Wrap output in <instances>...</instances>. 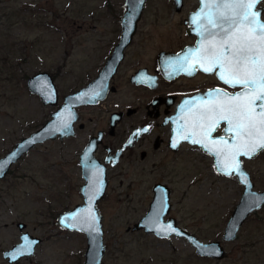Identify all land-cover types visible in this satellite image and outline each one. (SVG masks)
<instances>
[{"label": "rangeland", "instance_id": "obj_1", "mask_svg": "<svg viewBox=\"0 0 264 264\" xmlns=\"http://www.w3.org/2000/svg\"><path fill=\"white\" fill-rule=\"evenodd\" d=\"M120 0H0V156L38 128L55 109L30 92L27 78L39 70L56 73L59 100L96 74L119 35ZM166 0H151L137 34L150 48L176 46L178 17ZM160 8V9H157ZM147 41V42H144ZM81 141L49 138L26 151L0 178V264H84V232L58 222L61 211L83 202L84 182L77 163ZM152 171L120 167L110 171L104 196L105 249L100 264H264V207L240 226L235 239L222 237L243 185L236 175L219 173L211 157L180 156ZM125 164V163H123ZM254 187L264 189V150L243 161ZM171 186L170 215L203 241L219 240L222 257L199 254L185 237L161 238L132 225L152 198V184ZM25 223L20 229L18 222ZM22 231L39 236L30 255L15 261L3 251Z\"/></svg>", "mask_w": 264, "mask_h": 264}, {"label": "flooded vegetation", "instance_id": "obj_2", "mask_svg": "<svg viewBox=\"0 0 264 264\" xmlns=\"http://www.w3.org/2000/svg\"><path fill=\"white\" fill-rule=\"evenodd\" d=\"M150 1H143L134 33L123 49L115 71L108 80V88L104 96L96 102L74 106L77 118L73 121V133L64 137H55L59 140L74 138L81 141L80 145L78 143L79 149L76 159L80 169L82 168L81 154L90 146L93 149L92 157L99 166H104L107 172L108 183L111 177L110 171L114 168L120 167L121 170H125L131 167L152 171L166 167L169 161L176 163L175 161L180 156L196 153L211 157L215 165V157L199 145L180 140L176 148L171 147L172 138L175 135L173 130L178 127V124L173 123V121L180 114L179 110L186 99L202 95L215 88L223 89L229 93L239 90L223 84L218 80L215 73L208 74L202 70H197L193 75L173 72L172 65L177 59H161L162 52L176 53L188 45H191L192 48L196 47L200 37L197 35L195 25L191 22V17L201 8V0H166L167 5L163 10L169 8V14L172 17L179 15L176 19H178V27L181 29V38L176 46L160 45L152 50L150 42L146 46L137 44V34L140 32V25L149 9ZM119 6L118 21L120 27L117 41L109 54L102 57L101 62L96 66V74L77 89L95 78L112 54L120 38L121 18L126 9V0H120ZM257 8L264 9V0L257 5ZM261 18L264 20V15ZM50 73L57 90H59L56 73ZM139 73L141 74L139 75ZM147 77L152 79L147 80ZM65 94L61 96L62 101ZM59 97L58 92V100ZM57 102L56 105L52 104L55 105V109L52 111H55L61 104L58 105ZM225 126L222 123L213 133V136L223 135ZM144 128H147L148 131L133 135L137 130ZM241 158L242 161L247 159L246 157ZM215 169L217 170L216 167ZM169 187L171 195L172 188ZM234 207L231 209L230 215ZM263 207L264 203L261 205V208ZM254 212L256 211H251L246 218L248 219ZM169 213L164 217L165 219L172 216ZM173 217L176 219L175 216ZM177 224L180 225L178 221Z\"/></svg>", "mask_w": 264, "mask_h": 264}, {"label": "snow or ice", "instance_id": "obj_3", "mask_svg": "<svg viewBox=\"0 0 264 264\" xmlns=\"http://www.w3.org/2000/svg\"><path fill=\"white\" fill-rule=\"evenodd\" d=\"M261 2L201 0V8L191 17L200 37L198 44L172 65L173 72L187 75H193L197 70L215 73L223 84L239 89L229 93L215 88L186 99L173 121L178 127L173 130L171 147L176 148L180 140L199 145L216 157L214 167L218 171L225 175L237 174L244 182H247V176L240 157L251 159L264 150V20L261 19L264 9L257 8ZM84 95L87 93H82L79 98ZM99 95V92L94 93V96ZM59 119L63 127L68 126L63 114ZM222 123L226 125L224 134L213 136ZM147 131V128L139 129L133 135ZM99 191L97 182L91 188L92 196ZM69 219L82 230L86 227L93 233L99 231L97 217L91 208L84 213L72 214ZM158 231L178 233L171 224ZM22 240L28 241V237H22ZM32 243L35 242L29 241L21 249L30 248ZM16 255L14 253L12 259Z\"/></svg>", "mask_w": 264, "mask_h": 264}, {"label": "water", "instance_id": "obj_4", "mask_svg": "<svg viewBox=\"0 0 264 264\" xmlns=\"http://www.w3.org/2000/svg\"><path fill=\"white\" fill-rule=\"evenodd\" d=\"M144 0H126V9L121 18V33L118 42L116 43L112 54L107 59L105 65L100 70L95 78L81 88L69 92L63 96V101L59 107L50 113L48 118L38 128L31 131L28 135L21 137L4 155L0 156V178L4 177L11 165L15 163L26 151L33 147L36 143L42 142L49 138L64 137L73 133V121L77 118L74 106L82 103L96 102L102 98L108 88V80L115 71L123 49L130 41L134 33L137 19L140 16L142 4ZM261 9V8H258ZM262 19V18H261ZM263 20V19H262ZM198 44V43H197ZM191 45L186 46L179 52H162L161 59H171L182 57ZM194 48V47H193ZM141 73H139L140 75ZM27 87L30 92L39 95L41 101L45 104H55L58 100V90L51 73L47 70H39L27 78ZM239 91V90H237ZM95 92H99V96H94ZM236 92V91H235ZM87 93L82 98L81 94ZM70 111L71 115L68 116ZM63 114L67 120V127H63L59 117ZM89 149V151H88ZM92 150L90 146L81 154V174L84 177V182L80 186V191L83 196V202L76 203L72 208L61 211L58 214V222L69 229H75L86 234V248L84 251V264H100L101 258L105 249L103 242V227H102V213L98 206V200L101 199L108 185L107 172L104 166L99 164L92 157ZM15 154V155H13ZM215 157V156H214ZM241 161L242 158L240 157ZM216 164V157H215ZM243 172L246 173L247 182L242 181L237 174V178L243 184V190L239 200L237 201L234 210L228 218L222 237L230 240L237 235L240 225L243 223L248 214L261 207L264 203V189L257 190L254 188V182L251 178L250 172L244 167L242 161ZM220 172V171H219ZM98 182L100 191L93 197L91 188ZM153 195L149 201L148 207L143 215L139 217L132 225L127 226V229H140L145 232H153L159 237H168L171 234L185 237L191 242L196 251L201 255L222 257L225 254V248L219 240L203 241L199 239L194 233L184 229L177 224L173 216L164 218L171 207L170 201V187L167 183L158 181L152 186ZM91 197V199H90ZM91 208L97 217L98 232H90L86 227L81 229V226L75 221L69 219L72 214L84 213ZM171 224L178 230L177 232H161L158 229H166L167 225ZM75 225V226H73ZM20 229L24 228L25 223L18 222ZM22 237H28V241L22 240ZM20 241L5 249L3 256L9 261H15L23 255H30L34 252L35 246L40 242L39 236L31 235L27 231H22L20 234ZM29 241H34L30 248L21 249L22 245L28 244ZM16 253V258L12 259V255Z\"/></svg>", "mask_w": 264, "mask_h": 264}]
</instances>
